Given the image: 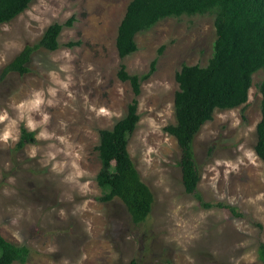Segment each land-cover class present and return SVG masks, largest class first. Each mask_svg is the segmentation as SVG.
Segmentation results:
<instances>
[{"label": "rangeland", "instance_id": "1", "mask_svg": "<svg viewBox=\"0 0 264 264\" xmlns=\"http://www.w3.org/2000/svg\"><path fill=\"white\" fill-rule=\"evenodd\" d=\"M131 1L36 0L0 26V233L30 249L26 264H264V160L255 151L264 72L254 75L247 104L217 110L194 142L204 201L235 206L245 217L205 209L185 190L181 149L165 128L176 123L177 73L212 58L215 16L164 19L139 33L138 51L122 60L116 40ZM72 17L60 43L80 46L40 50L29 74L2 77L49 26ZM155 61L129 141L155 204L149 219L135 224L120 200H99L97 148L100 131L126 117L134 99L118 76L122 63L142 76ZM23 129L36 142L20 148Z\"/></svg>", "mask_w": 264, "mask_h": 264}, {"label": "trees", "instance_id": "2", "mask_svg": "<svg viewBox=\"0 0 264 264\" xmlns=\"http://www.w3.org/2000/svg\"><path fill=\"white\" fill-rule=\"evenodd\" d=\"M35 1L0 0V26L14 21ZM207 14L215 16L217 33L212 58L206 67L184 65L177 73L176 123L166 127L165 131L177 140L181 149L180 167L186 192L195 196L205 209L218 207L229 210L235 218H244L237 207L205 202L198 192L202 174L196 162L194 142L202 128L213 120L217 110H233L246 105L254 75L264 72V0H132L118 28L116 46L124 60L138 51L136 36L151 30L160 21ZM75 21L72 17L64 24L49 26L37 43L26 46L4 68L2 77L12 73L29 74V65L40 50L54 52L62 47L80 46L81 42L60 43L63 31L71 28ZM156 64L155 61L149 73L139 76L129 74L122 63L118 76L121 81L131 84L134 99L126 117L112 129L100 131L97 148L102 165L97 182L104 191L99 200L103 203L120 200L135 224L145 223L155 204L153 191L142 179L130 155L129 141L141 120L138 98L142 94V84L154 74ZM259 90L262 94V119L257 127L255 151L264 160V78ZM35 142V133L23 129L19 147ZM30 253L28 247L16 246L0 233V264H26ZM258 254L264 263V243L260 244ZM129 264L141 263L132 260Z\"/></svg>", "mask_w": 264, "mask_h": 264}]
</instances>
